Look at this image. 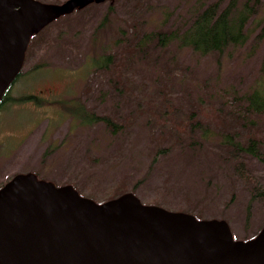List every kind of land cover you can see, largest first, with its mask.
I'll return each mask as SVG.
<instances>
[{
	"label": "rangeland",
	"instance_id": "obj_1",
	"mask_svg": "<svg viewBox=\"0 0 264 264\" xmlns=\"http://www.w3.org/2000/svg\"><path fill=\"white\" fill-rule=\"evenodd\" d=\"M223 1L118 0L110 18L113 33L96 38L109 0L45 26L28 46L20 77L0 109V188L29 172L71 185L97 203L136 187L144 205L224 220L235 240L256 236L264 226V145L258 157L237 156L218 133L240 129L245 141L251 127L264 144V117L231 115L232 106L243 112L241 94L259 86L264 42L228 48L217 57L175 43L156 47L157 33L182 32L204 7L219 5L220 12ZM263 19L260 5L247 29L256 34ZM144 35L149 39L136 51L114 46H134ZM107 51L115 64L93 69L94 57ZM27 96L33 101L18 103ZM72 98L96 123L73 122L66 108ZM194 109L214 136L204 139L198 129L186 133ZM103 116L114 123L113 133L97 119ZM158 147L167 150L148 170Z\"/></svg>",
	"mask_w": 264,
	"mask_h": 264
},
{
	"label": "water",
	"instance_id": "obj_2",
	"mask_svg": "<svg viewBox=\"0 0 264 264\" xmlns=\"http://www.w3.org/2000/svg\"><path fill=\"white\" fill-rule=\"evenodd\" d=\"M103 1L0 0V100L32 36ZM0 264H264V226L235 240L224 220L144 205L132 192L97 203L29 172L0 188Z\"/></svg>",
	"mask_w": 264,
	"mask_h": 264
},
{
	"label": "trees",
	"instance_id": "obj_3",
	"mask_svg": "<svg viewBox=\"0 0 264 264\" xmlns=\"http://www.w3.org/2000/svg\"><path fill=\"white\" fill-rule=\"evenodd\" d=\"M116 1L118 0L109 2L110 7L106 10L102 20L96 26V34L94 35L95 38L97 35H99L100 32L111 31L113 33L110 18L113 15V5ZM223 2H225V6L220 12H218L219 5H210L204 7L202 11L197 16H195L190 25L182 32H178L177 30H175L169 34L161 32L157 33L156 47H159V45L165 46L166 44L169 45L175 43L177 47L190 49L193 53H196L199 56L213 55L217 57L222 55L228 48L235 50L244 47L249 42L253 43V45L258 46L262 42H264V19L263 22L258 23L260 28L256 32V34L253 35L247 29L249 21L255 17L256 12L258 11V7L260 5H264V0H224ZM100 4L102 3L94 2L87 5L86 7L75 10L73 13L87 10L88 7H97V5ZM132 30L134 31L135 29L132 28ZM116 34L117 42V40L120 39L121 35L119 34V32H116ZM34 36H32L29 45H31V41ZM147 39H149V35H144L140 38V41L138 39L135 40L134 46H129L127 43H123L121 46H118L117 43H115L114 46L118 50L122 49L124 51H131L133 49L134 51H136L137 46L139 47L143 40ZM253 51H250V53H252ZM112 64L114 65L115 61L112 58V55L109 54V51H107L99 57H94V62L93 65L91 64V66L96 70H108ZM19 74L16 77L17 79L15 78L11 86L16 83V81L20 77ZM259 77L260 79L258 87L255 86L252 89L247 90L246 92H243L241 94L240 100L244 103L243 112L237 111L235 107L232 106L231 115L237 116L242 113H249L256 117H264V84L262 85V83H264V56L262 57L260 64ZM256 85H258V83ZM9 88L6 90L2 99L0 100V109L4 103L8 102ZM30 100L33 101L32 97L27 96L20 99L18 103H24L25 101L30 102ZM67 105L68 107L66 108H68L69 112L71 113L73 122L76 125L78 121L81 127L96 123V118L92 114H89L84 110L83 106L80 105L78 98H72L71 101H68ZM166 109L168 110L167 107ZM167 110L165 111L167 112ZM196 112H198V109L191 110L188 115L187 121L189 122V126H187L186 133H190L195 129H198L199 133L204 139H207L209 135L214 136L213 132L216 131L210 129L209 127H207V125H203L201 123L202 121L200 119H197L198 114ZM97 119L103 121L106 127L112 133L114 132V123L110 120L109 117L103 116L98 117ZM235 121L238 122L239 120ZM233 130L235 129H225L222 132L217 131L219 132L218 135L221 136L220 142L224 146L230 147L237 156L238 154H247L258 157L259 153H257V150H260V148H262L264 144L260 141L259 138H256V135H254V129L251 127L247 128L245 133V141L243 139L244 136L240 133V129L239 131ZM248 131H252L253 134H250ZM179 140L181 139H177V142H179ZM166 150L167 149H161L160 147L155 150L151 158L148 170L156 168V164L159 158L165 154ZM35 175L37 176V178H39L37 174ZM131 190L132 193L135 194L134 191L136 190V187ZM119 195L120 194H116L112 198H109V200L115 199Z\"/></svg>",
	"mask_w": 264,
	"mask_h": 264
}]
</instances>
